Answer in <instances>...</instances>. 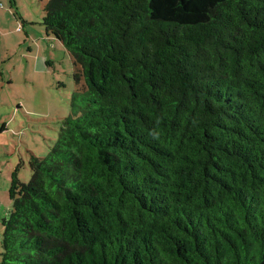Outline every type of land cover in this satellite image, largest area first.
I'll return each instance as SVG.
<instances>
[{"label":"trees","instance_id":"1","mask_svg":"<svg viewBox=\"0 0 264 264\" xmlns=\"http://www.w3.org/2000/svg\"><path fill=\"white\" fill-rule=\"evenodd\" d=\"M43 10L81 91L10 173L0 264H264V0Z\"/></svg>","mask_w":264,"mask_h":264},{"label":"rangeland","instance_id":"2","mask_svg":"<svg viewBox=\"0 0 264 264\" xmlns=\"http://www.w3.org/2000/svg\"><path fill=\"white\" fill-rule=\"evenodd\" d=\"M46 2L0 0V253L10 173L20 163L19 178L30 179V155L44 157L56 144L81 91L70 53L42 24Z\"/></svg>","mask_w":264,"mask_h":264}]
</instances>
